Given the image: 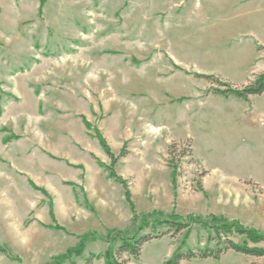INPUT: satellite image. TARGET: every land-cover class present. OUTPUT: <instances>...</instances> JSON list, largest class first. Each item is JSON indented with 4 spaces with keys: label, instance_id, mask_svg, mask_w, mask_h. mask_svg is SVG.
I'll return each mask as SVG.
<instances>
[{
    "label": "rangeland",
    "instance_id": "rangeland-1",
    "mask_svg": "<svg viewBox=\"0 0 264 264\" xmlns=\"http://www.w3.org/2000/svg\"><path fill=\"white\" fill-rule=\"evenodd\" d=\"M263 47L264 0H0V264H106L103 238L135 213L264 233V95L198 77L246 87ZM87 234L101 239L70 256ZM227 241L264 247L193 224L121 261L237 264L215 257Z\"/></svg>",
    "mask_w": 264,
    "mask_h": 264
},
{
    "label": "trees",
    "instance_id": "trees-1",
    "mask_svg": "<svg viewBox=\"0 0 264 264\" xmlns=\"http://www.w3.org/2000/svg\"><path fill=\"white\" fill-rule=\"evenodd\" d=\"M264 48V47H263ZM198 77L206 79L210 83H217L219 88L213 90V94L217 96H223L226 98H234L242 102H249L252 97H259L264 95V74L259 75L256 80L250 83L248 86L243 88H235L230 84L221 83L220 81L214 79L212 76L198 75ZM103 148L105 149V153L112 160L113 165H116L120 158L126 157V153H121L119 157H116L112 152L108 145V143L99 137ZM175 150V146L170 147V154ZM171 167L174 170V183L176 177L178 175L177 165L174 162H171ZM111 170V168H109ZM112 177L116 179L121 185L126 189L127 199L134 211V205L131 202V194L128 190V185L126 181L120 178L115 172H111ZM189 222L181 220L177 216H166L162 212H154V214H142L137 215L134 214V222L135 228L132 231L121 232V231H113L108 237H104L103 240L106 242H118V248L113 250L111 248L104 256L106 264H127L125 261H121L123 256H129L130 258H134L135 260H139L142 254V249L144 245L154 239H160L165 236L171 235L172 237H176L177 235L188 232L191 230V226L193 224H201L205 228H214L218 231L219 234L224 236L230 235H239L246 236L248 240L253 244H264V233H259L256 230L246 229L234 222H228L222 218L212 217L205 221L204 219L196 218L191 216ZM150 232V233H148ZM95 236V235H93ZM101 237H92L89 238V235H85L81 240L80 244H78L75 248H71L68 251L70 256H81L86 250V243L97 240ZM114 242V243H115ZM227 250L233 249L239 253L253 255L257 257L264 256V248L257 247H239L234 244L232 241H227ZM1 252L3 251L0 248ZM4 252V251H3ZM224 254V251L220 249L218 253L215 255L216 258H220ZM69 256V257H70ZM214 256V253L207 254L206 257ZM97 257L93 255L91 259H89V263H92V260H95ZM65 257L57 258L53 264H62V261ZM185 257L179 253L174 256V258L168 261L166 264H181L182 260Z\"/></svg>",
    "mask_w": 264,
    "mask_h": 264
},
{
    "label": "crops",
    "instance_id": "crops-1",
    "mask_svg": "<svg viewBox=\"0 0 264 264\" xmlns=\"http://www.w3.org/2000/svg\"><path fill=\"white\" fill-rule=\"evenodd\" d=\"M208 178H209V176H208ZM218 182H220L219 184H221V185H224V184L226 185V181H224V180L218 181ZM250 211L251 212L254 211L252 207L250 208ZM254 213L256 214V215H254V216H256V218L261 216V215H262V217L264 216V210H260L259 208L255 209ZM259 229H261V228H259ZM262 229H264V227ZM250 247H252V246H250ZM252 248H254V247H252ZM261 248H264V247H261ZM232 252H233L232 249L227 250V252L222 255L221 260L224 259V257H227L228 255L232 254ZM239 255H241L243 257L238 259L237 264H264V256L263 257H257V256H253V255L243 254V253H240ZM235 258H237V256Z\"/></svg>",
    "mask_w": 264,
    "mask_h": 264
}]
</instances>
